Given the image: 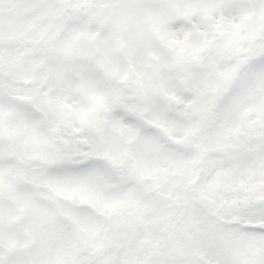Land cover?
<instances>
[{
	"label": "snow or ice",
	"instance_id": "snow-or-ice-1",
	"mask_svg": "<svg viewBox=\"0 0 264 264\" xmlns=\"http://www.w3.org/2000/svg\"><path fill=\"white\" fill-rule=\"evenodd\" d=\"M0 264H264V0H0Z\"/></svg>",
	"mask_w": 264,
	"mask_h": 264
}]
</instances>
